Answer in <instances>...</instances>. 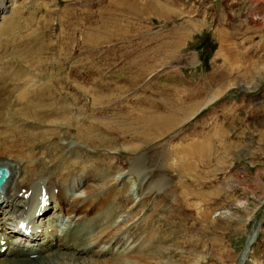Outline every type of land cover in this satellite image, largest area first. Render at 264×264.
I'll list each match as a JSON object with an SVG mask.
<instances>
[{
    "label": "rangeland",
    "instance_id": "rangeland-1",
    "mask_svg": "<svg viewBox=\"0 0 264 264\" xmlns=\"http://www.w3.org/2000/svg\"><path fill=\"white\" fill-rule=\"evenodd\" d=\"M154 1L162 12L152 0H0V112L33 115L23 126L41 129L85 115L55 132L59 152L77 146L98 170L111 162L110 176L129 171L114 184L111 229L128 234L99 245L98 261L127 252L136 264H264V0L253 22L241 0ZM233 44L230 68L217 53ZM102 115L124 116L134 137L101 136L97 148L74 138Z\"/></svg>",
    "mask_w": 264,
    "mask_h": 264
},
{
    "label": "bare ground",
    "instance_id": "bare-ground-1",
    "mask_svg": "<svg viewBox=\"0 0 264 264\" xmlns=\"http://www.w3.org/2000/svg\"><path fill=\"white\" fill-rule=\"evenodd\" d=\"M152 4L162 12V7L157 2L152 0ZM8 26L6 25L5 28ZM61 70L62 68L58 71ZM17 75H19L18 72ZM14 82L12 84H16ZM44 84L49 85L46 82ZM43 93L38 89L35 90L36 96L41 97ZM8 104L7 101L0 108L6 107ZM16 116L7 115L4 117L3 111L0 112V121L8 120L7 123L0 124V128H3L0 132V166L9 170V176L0 188V234H2V238L6 239L5 244L7 245L5 250L0 252V264H79L80 259H84L81 264H136L138 262L136 257L127 256L125 254L127 252L123 253V257L121 252L112 253V251L114 258L104 261H98V258H96L98 255L103 256L106 254L107 250L100 249L101 245L110 247L113 243L120 242V236L128 234V228L117 230L118 232H113L111 229L115 218L118 216L116 214L112 217V214L120 207H116L114 202L122 195L121 190L117 191V188L115 189V183L125 178L129 171L110 176L111 162L107 169L98 170V162L88 165V159H85V161L82 159L79 152L81 151L80 148L75 146L73 149H69L72 152L69 155L64 154V152L60 153L61 146L55 144L52 139L56 135L55 132L58 133L61 129L65 131L66 135H68L69 130L77 129V126L80 125L79 122L85 119V115L79 116V119L75 122L67 119L64 123L45 126L44 129L34 128L33 126L37 125L33 121L28 122L31 127L23 126V120L32 119L31 116L33 115H27L29 117L27 119H24L25 115H21L18 120ZM36 116L34 120L37 119ZM62 117L63 115H57L56 119ZM100 117L103 121L95 118L89 119L86 125L82 124L81 129L84 131L82 134L79 132V136L74 138L83 139L84 144L85 138H88L91 143L95 140L101 141V136H105L103 137L104 140L111 137L115 141L116 138L125 137L132 130L128 124L122 126L119 123L125 119L124 116L102 115ZM123 123L125 122L123 121ZM142 124L146 130L144 133L146 135L149 134L148 129L151 125H154V121L145 118L142 120ZM48 133L50 135L44 138ZM95 136H97V139H93ZM130 136L134 137V134ZM37 142H48L47 146L41 150L40 156L33 152ZM97 144L91 143L96 148L99 147ZM10 146L16 149L22 148V146L23 148L22 151L16 152ZM128 147L127 149L133 150L134 145L129 144ZM91 170L94 172H90ZM53 177L55 179H52ZM99 178V183L95 184V181ZM37 180L45 186L48 195L49 203L45 206L40 205L39 195L41 190H39L40 183H35ZM111 181L112 185L107 186L105 191L103 187ZM133 186L134 183L132 182L129 187L132 193ZM23 187L26 188L25 193L30 190L28 198L24 196V193L19 194ZM55 188L57 191L54 190ZM14 202H17L20 208L25 207L26 210L14 209ZM10 207L11 209H9ZM35 211L38 214L34 216L41 217L40 223H38L37 218L32 222L27 220L26 227L30 226L32 231L29 235H26L24 234L25 228L19 226V222L25 219L16 218L21 217L22 213H25V216H30ZM38 226H41L40 230ZM49 226H51V229L48 228ZM58 228H62L61 232H57ZM256 230L258 231V229ZM18 235L20 237L25 236L23 237L24 241H21V238L18 241L12 240L13 236ZM38 236H41L42 240H39ZM127 238L131 237L127 236ZM252 238L253 236L250 235L248 241H252ZM29 239L33 242L25 241ZM92 241L93 246L100 245L97 248L101 250L100 253L95 252L90 247ZM120 245L121 243L119 247ZM249 249L250 246L247 245L241 256L242 261L246 258ZM107 257L109 256L104 257V259Z\"/></svg>",
    "mask_w": 264,
    "mask_h": 264
},
{
    "label": "crops",
    "instance_id": "crops-1",
    "mask_svg": "<svg viewBox=\"0 0 264 264\" xmlns=\"http://www.w3.org/2000/svg\"><path fill=\"white\" fill-rule=\"evenodd\" d=\"M253 22V21H252ZM227 34H229V33H227ZM230 36L231 35H226V37L228 38V39H230ZM232 39V38H231ZM262 40H263V37H262V35L259 37V39H256V45H258L259 44V46H261V45H263L264 43H262ZM235 43V42H234ZM225 45H227V44H225ZM237 47V45L236 44H233L232 45V48H231V50L230 49H225L224 51H219L218 53H217V55H219V56H217V57H224L225 59H223L225 62H227L228 63V65H229V67L231 68V65L232 64H235V62H238V58H239V54H238V51L235 49ZM262 47V46H261ZM239 63L240 64H242V62L241 61H239ZM220 85L218 84V87H219ZM208 94H210V93H208V92H204L203 93V95H202V97H200L201 99H196V100H194L193 101V103H198V102H202L203 100H204V97L206 96V95H208ZM203 98V99H202Z\"/></svg>",
    "mask_w": 264,
    "mask_h": 264
},
{
    "label": "water",
    "instance_id": "water-1",
    "mask_svg": "<svg viewBox=\"0 0 264 264\" xmlns=\"http://www.w3.org/2000/svg\"><path fill=\"white\" fill-rule=\"evenodd\" d=\"M1 170H2V169H0V173H1ZM252 242H253V240H252V241L249 240V241H248V246H250Z\"/></svg>",
    "mask_w": 264,
    "mask_h": 264
}]
</instances>
